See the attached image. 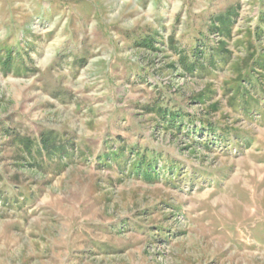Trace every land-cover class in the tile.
<instances>
[{
  "label": "rangeland",
  "instance_id": "1",
  "mask_svg": "<svg viewBox=\"0 0 264 264\" xmlns=\"http://www.w3.org/2000/svg\"><path fill=\"white\" fill-rule=\"evenodd\" d=\"M0 264H264V0H0Z\"/></svg>",
  "mask_w": 264,
  "mask_h": 264
},
{
  "label": "trees",
  "instance_id": "2",
  "mask_svg": "<svg viewBox=\"0 0 264 264\" xmlns=\"http://www.w3.org/2000/svg\"><path fill=\"white\" fill-rule=\"evenodd\" d=\"M172 115H173V116H178L179 114H178V113H172V112H171V113H170V112H169V113L164 112V118L167 119L168 116H169V119L167 120V121H169V122H172V120H174V118H172ZM171 118H172V119H171ZM170 120H171V121H170ZM122 152H124V151H122ZM115 156H117V153L114 154V157H115ZM103 157H104V159H106V160L108 161V159H109L110 156L108 155V153H104V156H103ZM142 158L144 159V157H142ZM143 159H142L141 164L144 163ZM149 162H150V161L148 160L146 168H147L148 170L152 171V168H153V167L151 166V163H149ZM140 167H141V165L139 166V168H140ZM172 170H173V173H174L175 168L172 167ZM173 173H172V174H173ZM173 175H174V174H173Z\"/></svg>",
  "mask_w": 264,
  "mask_h": 264
}]
</instances>
